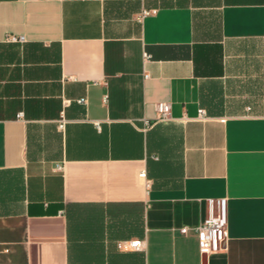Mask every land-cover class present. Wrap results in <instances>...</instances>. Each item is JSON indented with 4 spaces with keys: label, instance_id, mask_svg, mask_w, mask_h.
Listing matches in <instances>:
<instances>
[{
    "label": "crops",
    "instance_id": "crops-1",
    "mask_svg": "<svg viewBox=\"0 0 264 264\" xmlns=\"http://www.w3.org/2000/svg\"><path fill=\"white\" fill-rule=\"evenodd\" d=\"M0 264H264V0H0Z\"/></svg>",
    "mask_w": 264,
    "mask_h": 264
},
{
    "label": "built area",
    "instance_id": "built-area-1",
    "mask_svg": "<svg viewBox=\"0 0 264 264\" xmlns=\"http://www.w3.org/2000/svg\"><path fill=\"white\" fill-rule=\"evenodd\" d=\"M154 13V10L144 11L143 14ZM147 58V55H143ZM84 99H80L78 103H84ZM157 118L156 121L165 122L170 119L169 106L165 103H159L156 105ZM18 118L22 117V114L17 115ZM199 119L204 118V111L198 110ZM147 125V123H145ZM63 124L59 125L62 128ZM59 170L60 167L57 166ZM139 177H144V172L139 173ZM225 199H218L215 201H209V216L195 228V233L198 243V251L201 255L207 256L208 254L220 250L226 240V212H225ZM185 234L186 229L180 231ZM117 249L120 250H134L140 251L143 249V241L130 240L120 241L116 243Z\"/></svg>",
    "mask_w": 264,
    "mask_h": 264
}]
</instances>
